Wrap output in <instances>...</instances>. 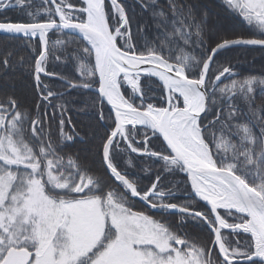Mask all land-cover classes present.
I'll use <instances>...</instances> for the list:
<instances>
[{"label":"snow or ice","instance_id":"obj_1","mask_svg":"<svg viewBox=\"0 0 264 264\" xmlns=\"http://www.w3.org/2000/svg\"><path fill=\"white\" fill-rule=\"evenodd\" d=\"M0 264H264V0H0Z\"/></svg>","mask_w":264,"mask_h":264},{"label":"trees","instance_id":"obj_2","mask_svg":"<svg viewBox=\"0 0 264 264\" xmlns=\"http://www.w3.org/2000/svg\"><path fill=\"white\" fill-rule=\"evenodd\" d=\"M37 2H39V0H37ZM219 2H220V0H214V3H216V4H219ZM10 15H12L13 18L16 17L15 13H11ZM219 26L222 28L235 29L236 31L244 32L245 34H247L246 26L243 25L242 23L238 22L236 19H233L231 17L222 19ZM253 56H255L256 58L253 59ZM247 59L251 64L256 65V68L255 69L251 68L248 63H245V64L238 65L237 71H239L245 75H247L249 73L255 74V72L259 69V66L262 62L261 57L257 53H250L247 56ZM18 88L22 89L23 85L22 84L18 85ZM144 182L145 183L147 182V178H145ZM192 231H193V233L197 232L196 229H193Z\"/></svg>","mask_w":264,"mask_h":264}]
</instances>
